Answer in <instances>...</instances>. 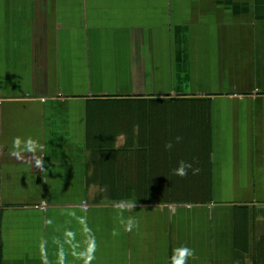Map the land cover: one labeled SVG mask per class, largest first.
<instances>
[{
    "label": "crops",
    "instance_id": "0c3cea01",
    "mask_svg": "<svg viewBox=\"0 0 264 264\" xmlns=\"http://www.w3.org/2000/svg\"><path fill=\"white\" fill-rule=\"evenodd\" d=\"M182 246L264 264V0H0V264Z\"/></svg>",
    "mask_w": 264,
    "mask_h": 264
},
{
    "label": "clouds",
    "instance_id": "9594fccd",
    "mask_svg": "<svg viewBox=\"0 0 264 264\" xmlns=\"http://www.w3.org/2000/svg\"><path fill=\"white\" fill-rule=\"evenodd\" d=\"M39 150V145L37 142L31 138L24 137L22 138L19 135H16L11 140V148H10V155L13 157L17 156L21 152L26 153H34ZM33 165L36 167H43L42 159L33 160ZM191 167V164L181 161L179 166L175 169L176 174L184 175L186 173L187 168ZM178 253V255H177ZM193 254V249L182 246L174 251L172 261L173 264H185L187 257Z\"/></svg>",
    "mask_w": 264,
    "mask_h": 264
}]
</instances>
